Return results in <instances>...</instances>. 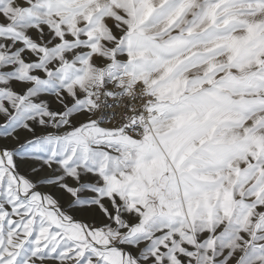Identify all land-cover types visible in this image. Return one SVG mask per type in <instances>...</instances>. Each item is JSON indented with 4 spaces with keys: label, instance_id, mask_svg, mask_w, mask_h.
I'll use <instances>...</instances> for the list:
<instances>
[{
    "label": "snow or ice",
    "instance_id": "obj_1",
    "mask_svg": "<svg viewBox=\"0 0 264 264\" xmlns=\"http://www.w3.org/2000/svg\"><path fill=\"white\" fill-rule=\"evenodd\" d=\"M0 264H264V0H0Z\"/></svg>",
    "mask_w": 264,
    "mask_h": 264
}]
</instances>
